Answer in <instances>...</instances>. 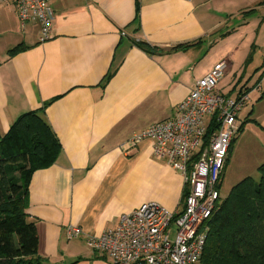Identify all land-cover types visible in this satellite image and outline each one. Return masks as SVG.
<instances>
[{"label": "crops", "instance_id": "1", "mask_svg": "<svg viewBox=\"0 0 264 264\" xmlns=\"http://www.w3.org/2000/svg\"><path fill=\"white\" fill-rule=\"evenodd\" d=\"M261 1L58 0L51 3V36L42 42L37 23L21 25L13 6L0 4V136L18 116L52 100L44 119L61 146L56 162L35 171L28 186L26 213L46 264H110L86 246L88 236L113 229L143 203L181 209L179 172L150 141L132 145L131 138L173 118L194 82L220 61L218 93L233 99L250 90L264 60L252 69L231 56L206 58L217 40L238 32L227 29L231 20L250 10L264 17ZM137 43L157 51L146 53ZM17 45L25 50L8 56ZM181 45L192 46L174 49ZM250 95L257 101L264 93ZM249 102L238 113V127ZM230 159L228 152L219 194L231 176ZM67 227L80 228L81 236L68 240Z\"/></svg>", "mask_w": 264, "mask_h": 264}, {"label": "built area", "instance_id": "2", "mask_svg": "<svg viewBox=\"0 0 264 264\" xmlns=\"http://www.w3.org/2000/svg\"><path fill=\"white\" fill-rule=\"evenodd\" d=\"M58 0H0L15 9L21 25L37 23L39 41L51 36L53 11ZM220 61L194 82L188 95L175 107V116L150 125L131 138L136 145L148 140L153 152L179 172L186 196L178 212L157 203H143L122 214L113 229L86 238V246L104 255L110 264H199L205 241L204 223L220 199L219 185L229 145L238 132L237 116L250 93H264V72L254 85L235 98L216 91L224 74ZM215 129L204 143L206 128ZM82 231L67 227L68 240Z\"/></svg>", "mask_w": 264, "mask_h": 264}, {"label": "trees", "instance_id": "3", "mask_svg": "<svg viewBox=\"0 0 264 264\" xmlns=\"http://www.w3.org/2000/svg\"><path fill=\"white\" fill-rule=\"evenodd\" d=\"M261 5L264 0L258 4ZM137 14L135 2L134 21ZM136 45L149 54L157 51L144 43ZM187 46L192 45L174 49L182 50ZM23 50L24 47L17 45L9 49L7 55ZM110 75L111 71L103 83ZM49 102L18 116L0 136V264H46L45 259L37 255L35 226L26 209L32 174L51 167L61 154V146L44 119V108ZM214 129L212 120L206 128L204 143ZM257 173V181L246 177L235 184L224 199H219L204 223L205 241L199 264H264V163L257 167ZM185 196L184 189L181 208Z\"/></svg>", "mask_w": 264, "mask_h": 264}, {"label": "rangeland", "instance_id": "4", "mask_svg": "<svg viewBox=\"0 0 264 264\" xmlns=\"http://www.w3.org/2000/svg\"><path fill=\"white\" fill-rule=\"evenodd\" d=\"M247 16H239L227 23V29L235 28L238 32L219 44L217 40L208 53L207 62L220 60L223 56H231V60L238 65L247 64L252 69L262 63L264 60V19L257 12ZM238 65L236 68H240ZM249 99L247 107L240 113L241 130L233 138L232 149L229 150L231 176L228 175L222 184L220 199H224L230 189L246 177L257 181V167L264 163V96L261 100L255 101L250 95ZM250 110L251 114L245 120L246 113Z\"/></svg>", "mask_w": 264, "mask_h": 264}]
</instances>
